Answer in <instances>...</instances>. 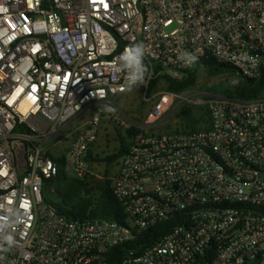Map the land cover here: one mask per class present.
Returning <instances> with one entry per match:
<instances>
[{"label": "built area", "instance_id": "built-area-1", "mask_svg": "<svg viewBox=\"0 0 264 264\" xmlns=\"http://www.w3.org/2000/svg\"><path fill=\"white\" fill-rule=\"evenodd\" d=\"M135 43L146 49L145 86L184 77L181 53L256 82L264 0H0V264H264V89L251 100L199 86L158 91L111 179L121 220L68 218L43 200L59 137L70 139L66 174L92 173L103 107L127 91L118 58ZM187 104L205 109L203 128L177 130L175 115L173 130H158ZM90 109L84 129L65 134ZM174 216L162 237L142 240Z\"/></svg>", "mask_w": 264, "mask_h": 264}, {"label": "trees", "instance_id": "trees-1", "mask_svg": "<svg viewBox=\"0 0 264 264\" xmlns=\"http://www.w3.org/2000/svg\"><path fill=\"white\" fill-rule=\"evenodd\" d=\"M156 65V70L160 69ZM200 74L206 77L225 76L224 81L213 84L210 89L220 93L237 97L241 100H251L262 95L264 89V75L256 82L248 81L236 75L234 67L216 61L212 57H197L194 63L186 69V75L182 78H175L166 73L159 76H152L146 85V94H151L157 84L158 79L163 78L167 89L172 92H179L186 88L197 86ZM147 80V78H146ZM145 86V85H142ZM199 109V115L196 110ZM203 107L194 105H183L177 112L179 126L175 129L182 131H192L203 128L202 123L208 119L202 113ZM137 131V127L130 125L125 134L118 132V148L115 152L100 157L93 153V146L88 150L87 159L89 162L106 161L108 163L119 160L128 151V141L132 133ZM59 170L57 174L46 178L43 181V200L53 207L58 213L68 218L116 220L124 217V211L119 200L114 196L110 187L111 179H105V185L97 189L85 179L70 177L66 174L64 157L58 156ZM174 216L168 220H163L150 227L143 237L145 243L152 242L162 237L179 220Z\"/></svg>", "mask_w": 264, "mask_h": 264}, {"label": "rangeland", "instance_id": "rangeland-1", "mask_svg": "<svg viewBox=\"0 0 264 264\" xmlns=\"http://www.w3.org/2000/svg\"><path fill=\"white\" fill-rule=\"evenodd\" d=\"M156 77V76H155ZM159 78V76H158ZM225 76L221 77H206L204 74H200L197 80V86L201 89H207L213 84L224 81ZM163 80L158 79L154 91L146 94V86L140 85L138 88H134L131 91L111 97L103 107V112L100 115V125L98 126L97 139L92 148L93 153L100 157L115 152L118 148V132L125 134L126 129L130 125H138L143 122L148 112L155 107L157 98L155 94L158 91H165L167 85ZM190 106V105H189ZM176 110V109H175ZM174 110V111H175ZM177 109L173 116L164 121L159 127L160 131L173 130L176 126ZM94 109H90L81 114L80 118L72 122L68 131H76L77 129H84L85 124L91 119ZM199 115V109L196 110ZM52 140L46 141L45 146L51 143ZM70 142V139L64 140L58 138L54 146L49 148V152L52 156H60L65 153V148ZM92 173L86 178L88 182L96 187V191L99 187L105 185V179H112L118 173L120 162L118 160L108 163L106 161H94L91 163Z\"/></svg>", "mask_w": 264, "mask_h": 264}, {"label": "clouds", "instance_id": "clouds-1", "mask_svg": "<svg viewBox=\"0 0 264 264\" xmlns=\"http://www.w3.org/2000/svg\"><path fill=\"white\" fill-rule=\"evenodd\" d=\"M145 54L146 49L143 43H135L120 54L116 68L118 71H123L125 73V90L131 91L134 88H138L140 85L146 84V78L150 70L144 63ZM178 59L185 64H190L195 62L196 57L181 53ZM4 239L7 241L8 246L11 247L13 244V237L11 235H6Z\"/></svg>", "mask_w": 264, "mask_h": 264}, {"label": "snow or ice", "instance_id": "snow-or-ice-1", "mask_svg": "<svg viewBox=\"0 0 264 264\" xmlns=\"http://www.w3.org/2000/svg\"><path fill=\"white\" fill-rule=\"evenodd\" d=\"M105 7H107V5H105Z\"/></svg>", "mask_w": 264, "mask_h": 264}, {"label": "crops", "instance_id": "crops-1", "mask_svg": "<svg viewBox=\"0 0 264 264\" xmlns=\"http://www.w3.org/2000/svg\"><path fill=\"white\" fill-rule=\"evenodd\" d=\"M109 103H110V101H109Z\"/></svg>", "mask_w": 264, "mask_h": 264}]
</instances>
